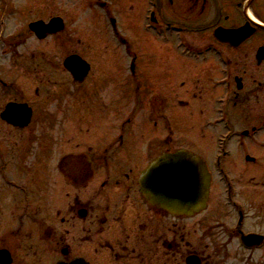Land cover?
<instances>
[{
	"label": "flooded vegetation",
	"instance_id": "af4514ba",
	"mask_svg": "<svg viewBox=\"0 0 264 264\" xmlns=\"http://www.w3.org/2000/svg\"><path fill=\"white\" fill-rule=\"evenodd\" d=\"M19 1L0 0V31L10 23L15 31L0 39L1 45L13 54L28 41L64 45L55 61L37 48L27 57L18 53V58L27 64L35 99L61 103L66 96L73 104L66 100L58 114L47 112L0 78V114L10 103L32 109L25 128L1 124L17 132L33 125L40 130L70 126L80 136L69 139L77 142L71 153L53 161L49 144L33 156L25 153L27 148L8 155L0 150L3 262L264 264V153L237 156L245 141L249 146L264 133V0ZM69 9L99 17L101 26L91 27L92 36L82 41L78 30L83 28L68 25ZM54 18L61 19L62 29L37 35L41 27L33 24ZM143 34L173 46L181 60L207 69L190 81L192 97L201 103L202 132L203 125L227 128L228 133L215 139L213 155L197 153L191 146L178 148L199 156L210 174L205 207L193 215L150 206L140 191L139 178L147 164L178 150L166 115L167 95L174 86L140 62L134 41ZM70 56L89 65L84 77L75 79L64 67ZM125 98L132 107L123 110L124 103L112 112L113 101ZM213 104L214 117L209 113L203 118V109L213 112ZM177 105L189 106L180 100ZM112 114L124 115L112 122ZM136 114L153 128L162 123L167 136L146 141L134 129ZM255 118L259 122H252ZM237 127L245 128L234 139ZM92 133L93 142L88 137ZM260 147L264 149V143Z\"/></svg>",
	"mask_w": 264,
	"mask_h": 264
},
{
	"label": "rangeland",
	"instance_id": "374dc122",
	"mask_svg": "<svg viewBox=\"0 0 264 264\" xmlns=\"http://www.w3.org/2000/svg\"><path fill=\"white\" fill-rule=\"evenodd\" d=\"M32 2H36V0H33ZM56 5H58V3ZM69 10L71 11L66 12L68 13V25L75 26L76 28H83L82 30H78V32L79 35H81V40L85 41L88 36H92L93 29L91 27L99 26L100 24L97 20L99 19L102 21V19L95 15L90 16V14L85 12L84 14H81L76 10ZM8 25L5 32L1 33L0 31V39L5 38L7 37V35L15 32L14 26L11 23ZM83 32H85V34H82ZM140 36L141 35H139L138 37ZM140 38V41L134 42L135 46H137V50L139 51L138 53L141 57L140 62L143 63V67L147 68L148 70L150 69L149 71L156 70L158 76L162 78L163 81L169 79L170 86H174V89L167 95L168 109L166 115L168 117L171 133L173 134V137L175 139V149L184 147L185 145L191 146V149L197 151V153H203L209 156L210 154L215 152V139L218 138L221 134H226L228 132L221 129L220 126H215L214 129H210L205 128L204 125L202 132L201 103L193 99L191 91L192 86L190 84V81L194 78V76L198 74H205L207 69L201 64L199 65V63L181 60L178 54L179 51L172 50L170 47L173 46L171 45L170 47H167L168 45L163 46V44L158 40L147 37L146 34H143ZM64 47V45L58 46L57 43L55 44L50 40L47 43H43L39 46L32 41H28L23 48L15 51V56V54H13V50L8 49L7 46H2L0 42V78L5 82L13 83L17 89L21 90L23 94L26 95V99L36 101V106L42 105L43 107H46L47 112L53 111L54 113H57L59 111L58 107L62 109V106L65 105L66 100L68 101V105H72V101L70 100V98H66V96L61 103L58 101L56 103V101L53 100L50 103L45 104L42 101V99H44L43 97L35 99L33 94V90L35 88L34 82L28 76V72H26L27 64L24 65L20 62L18 53H23L27 57V52L34 48H37L41 51H45L46 55H50L51 59L55 61V59L58 58V54L60 53L61 49ZM50 90L55 91L53 88H51ZM214 96H218V93H215ZM178 100L188 103L189 106L179 107L177 105ZM124 103L125 106L123 107V110L129 109L133 105L131 99L129 98H125L120 102L113 101L112 112L119 111L118 107ZM146 108L147 105L144 104L143 108H140V110L143 112L146 110ZM203 110L205 111L203 112V118L209 113L211 114L210 117H214L213 114L216 111L214 104L213 112H211L210 109ZM147 114L150 116L149 113ZM230 114L231 117L235 119V111H233V108L230 109ZM123 115L124 114H121L120 116L116 115L115 117L112 114V122L122 120ZM69 118H71V116L67 115V121H70ZM133 120L136 121L134 129L141 135H145L144 138L146 139V141L151 140L154 137L158 139H164L167 136V132L164 129L162 123H159L157 128H153L152 124L148 120L143 118L139 119L138 114L134 116ZM252 122L256 123L259 121L255 118V121L252 120ZM239 127L234 128L233 133L230 131V133H232V138L235 139L236 137L241 136L239 133L241 130H244L245 127ZM68 128H70V126H67V128L65 126L64 128H57L55 127V125H52L47 130H40L39 127L33 125V127L28 131L17 132L10 131L8 128L2 125L0 121V150L2 153H5V155H8L10 153H23V149L27 148L25 153L33 156L40 155L42 153L44 145L49 144L51 148L48 149V154L50 155V161H53L58 158V155H63L67 152L71 153V148H73L75 143H77L73 139L76 138L80 133H76V130H74V132H71V128ZM247 129H249L248 131L251 132L250 127ZM46 133L47 137L43 140V137ZM111 136L113 135H107L106 138H110ZM29 137L30 140L26 144V139H29ZM88 137L89 140L93 142L96 139V134H88ZM70 138L73 139L69 142ZM81 141L83 140H80L78 142ZM257 141H260V143ZM253 142H251L252 144L248 146L247 142L245 141V149L243 150L242 148H238L239 150H237V156L242 155L244 152L250 154L253 157L263 155L264 149L260 147V144L264 143V133L254 138ZM49 164H52V162H50Z\"/></svg>",
	"mask_w": 264,
	"mask_h": 264
},
{
	"label": "water",
	"instance_id": "95a60500",
	"mask_svg": "<svg viewBox=\"0 0 264 264\" xmlns=\"http://www.w3.org/2000/svg\"><path fill=\"white\" fill-rule=\"evenodd\" d=\"M40 25L33 26L36 29L41 27V33L37 35L62 29L60 19L53 20L45 27ZM47 27L52 29L46 31ZM64 66L75 79L78 75L84 77L89 70V66L78 57L67 58ZM30 116L31 110L27 106L16 104L8 105L1 114L3 120L21 128L29 123ZM209 184L210 178L205 165L198 157L185 151L160 157L152 162L140 177L143 195L152 206L187 215L204 207ZM3 257L5 256L0 252V264H9L3 262Z\"/></svg>",
	"mask_w": 264,
	"mask_h": 264
}]
</instances>
